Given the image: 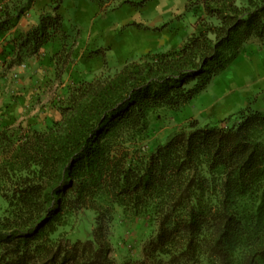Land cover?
<instances>
[{"label": "trees", "instance_id": "obj_1", "mask_svg": "<svg viewBox=\"0 0 264 264\" xmlns=\"http://www.w3.org/2000/svg\"><path fill=\"white\" fill-rule=\"evenodd\" d=\"M32 1L4 3L0 32ZM185 1L180 45L66 84L56 115L0 104V264H264V112L167 127L246 43L264 49V0ZM74 36L42 10L7 66L48 43L57 76Z\"/></svg>", "mask_w": 264, "mask_h": 264}, {"label": "crops", "instance_id": "obj_2", "mask_svg": "<svg viewBox=\"0 0 264 264\" xmlns=\"http://www.w3.org/2000/svg\"><path fill=\"white\" fill-rule=\"evenodd\" d=\"M112 1L116 3L112 4ZM162 2L164 1L152 0L151 4L154 3L157 5L159 3L158 5L160 6L161 3V7L163 8L164 3ZM4 3L7 4V8L5 9H8L10 14L14 13L11 0H0V17L3 15L2 10L4 9ZM108 3L112 4L111 6L113 9H117V7H122L123 5L128 6V13L126 15H121V22L123 25L110 28V32L108 30H102L103 25L100 19V16L106 13L109 6L104 5L100 7L94 0H59L57 4L56 0H33L29 8L19 16L12 27L0 32V104L5 102V100L9 103H11V100L15 101V103H13L16 105L14 112L18 114L17 121H27L31 116H36L37 114L39 116L56 115L53 109L48 107L55 94L60 93L66 84L77 83L82 77L88 75V72L98 70L99 74L100 71H102L100 69L105 68L102 58L101 61L98 62L91 61V64H89V60L84 59V55L89 49H91V52L96 53L95 43L90 42L92 38L105 34L108 36H115L118 28L125 31V38H128L129 34H134L137 29L149 30L147 29L149 27L147 24L136 21L145 13L147 6L134 7L127 2H121V0H109ZM72 6L79 9L76 16L77 19L86 23L89 28H86L87 33H85V35L87 34V37L84 40L76 41L77 33L75 34L70 50V61L64 66L60 74L56 76L55 60L53 58V54L57 47L48 43L42 47L38 53L26 57L20 64L7 66V60H9L8 58L11 57L10 55L13 52V39L15 35L19 32L27 31L32 26L36 25L38 15L42 10L51 11L52 8L55 7L56 11L61 16V20L65 18L69 20L71 15L68 9ZM84 11H88L89 13L83 15ZM140 13L142 14L139 15ZM172 19L173 18L170 17L167 22H163L162 24L170 25V20ZM69 26L73 27L71 24H69ZM62 28L65 32L68 31L63 23ZM149 28L156 29L154 26ZM120 29H118V31ZM180 30H183V28H180ZM72 31H74L73 28ZM165 34H170V31L165 29ZM108 48L109 46L105 47V49ZM145 52H148V50L143 53ZM241 52H244L245 59L241 56L239 58L240 62L243 64L253 63L254 67L257 69L260 65H263L262 69H264V49L260 48L256 42L246 43L240 53ZM96 63L100 64L98 65Z\"/></svg>", "mask_w": 264, "mask_h": 264}, {"label": "rangeland", "instance_id": "obj_3", "mask_svg": "<svg viewBox=\"0 0 264 264\" xmlns=\"http://www.w3.org/2000/svg\"><path fill=\"white\" fill-rule=\"evenodd\" d=\"M163 1V8L161 7V3L159 6V3L156 5L154 3L151 4L152 1H149L145 13H143L141 18L136 20L147 24L149 27L154 26L156 29L149 27L147 28L149 30L137 29L134 34H129L128 38L124 37L125 31L120 28H118L120 29L119 31L117 29L115 36H108L107 34L98 37L96 36L95 38H92L90 42L95 43L96 50L99 52L95 50L96 53H93L91 52V49H89V51L85 53L84 59L89 60V64H91V61L98 62L101 61L102 58L105 67H107L110 72H113L125 61L138 59L144 51H165L166 49L171 48V46L180 45L190 32L189 29L188 31H186V29L180 30L182 25L178 23L179 25L177 26L178 19H176L183 11L187 14L184 10V4L186 1ZM111 3L114 4L116 2L112 1ZM111 3L108 5L109 7L106 10V13L103 16H100L103 25L102 30H108L109 32L110 28L123 25L121 22V15H126L128 13V6L123 5L122 7L113 9ZM78 10L79 9L76 7H70L68 12L71 15V18L69 20L68 18L62 20L65 28L68 29L67 32L71 36L77 33L76 41L84 40L87 37V34L85 35V33H87L86 28H89L86 23L77 19L76 16ZM88 13V11H84L83 15H87ZM141 14L142 13L139 15ZM170 17L173 18V20H170V25L162 24L163 22H167ZM189 21L191 23L195 22L193 17L190 18ZM69 24L73 27L69 26ZM175 25L176 28L173 29ZM72 28L74 31H72ZM165 29L169 30L170 34L166 35ZM107 46H109V48L105 49ZM241 56L244 58V52H241L231 65L214 77L206 88L193 97L188 104L174 112L173 119H169L170 121L167 123V127L172 126L175 121L176 123L181 124L192 118L196 119L200 125L205 124L207 121L213 122L214 119L227 116L228 114L237 111L247 102L253 109L264 112L263 65H260L257 69L254 67L253 63L243 64L239 59ZM96 64L99 65L100 63ZM100 70H103V68ZM96 74H98V70H92L84 77L89 80Z\"/></svg>", "mask_w": 264, "mask_h": 264}]
</instances>
